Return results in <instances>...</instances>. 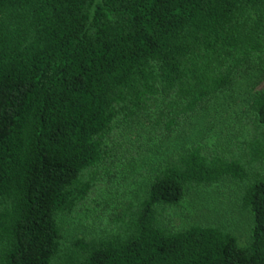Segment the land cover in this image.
Listing matches in <instances>:
<instances>
[{
	"label": "trees",
	"instance_id": "1",
	"mask_svg": "<svg viewBox=\"0 0 264 264\" xmlns=\"http://www.w3.org/2000/svg\"><path fill=\"white\" fill-rule=\"evenodd\" d=\"M259 158L264 0H0V264H264ZM226 177L245 243L174 226Z\"/></svg>",
	"mask_w": 264,
	"mask_h": 264
},
{
	"label": "rangeland",
	"instance_id": "2",
	"mask_svg": "<svg viewBox=\"0 0 264 264\" xmlns=\"http://www.w3.org/2000/svg\"><path fill=\"white\" fill-rule=\"evenodd\" d=\"M231 122L232 119L227 114H223L219 121L208 115L200 123L185 130V133H182L180 138H193L198 137V135L202 137L212 133L222 146V144L226 143V139L231 140L238 135L236 130L229 128ZM180 142H182L181 139ZM169 150L166 144L161 148V155ZM256 153L261 154L260 152ZM247 168L251 178L263 175L264 158H259L256 162H252ZM257 173L258 175H256ZM241 191L240 183L231 177L223 178L212 186L201 185L200 187H194L184 197L182 204L178 205L176 209L170 210L171 221L175 227H185L191 224H212L218 226L234 235L238 243L242 245L249 238L251 224L246 212L239 207L238 201ZM131 196H134L133 192H131ZM93 207L94 204L91 203V208ZM79 218L76 219L77 223L80 222Z\"/></svg>",
	"mask_w": 264,
	"mask_h": 264
}]
</instances>
